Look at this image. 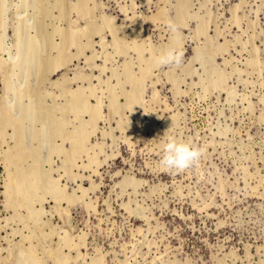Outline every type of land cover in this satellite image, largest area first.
Here are the masks:
<instances>
[{
  "label": "rangeland",
  "instance_id": "1",
  "mask_svg": "<svg viewBox=\"0 0 264 264\" xmlns=\"http://www.w3.org/2000/svg\"><path fill=\"white\" fill-rule=\"evenodd\" d=\"M77 1L0 0V59L8 67L0 68V105L19 119V126L9 123L0 132V264H22L20 251L28 245H35L41 264H53L48 253L57 247V257L68 254V264H264V0H87L85 13ZM57 2L67 4L64 15ZM91 24L99 29L78 36L82 49L68 46L67 61L38 83V62L55 56L50 44L61 41L55 30L79 32ZM169 49L183 53L179 66L160 63ZM152 56L159 62L148 66ZM126 68L139 84L135 107L125 105V93L133 89ZM25 87L40 97L29 99L20 92ZM78 88L88 104L99 103L100 114L86 128L88 151L67 164L69 140L46 135L51 118H65L66 132L91 119L88 112L78 114L80 120L63 111L67 91ZM35 108L50 118L34 119ZM37 131L38 139L32 137ZM173 136L202 151L184 171L160 163L163 143ZM17 138L29 149L38 147L41 170L72 193L71 201L46 193L42 202L31 203L34 208L8 204L12 169L3 150ZM27 206L43 213L34 221ZM64 236L70 245L61 241Z\"/></svg>",
  "mask_w": 264,
  "mask_h": 264
},
{
  "label": "bare ground",
  "instance_id": "2",
  "mask_svg": "<svg viewBox=\"0 0 264 264\" xmlns=\"http://www.w3.org/2000/svg\"><path fill=\"white\" fill-rule=\"evenodd\" d=\"M38 1V3H43V2H45V0H37ZM86 2H87V0H78L77 1V4H76V8L78 9V10H80V12L82 11V12H88L87 11V9H86ZM46 3V2H45ZM1 4V3H0ZM24 4V3H23ZM30 4V3H29ZM28 4V5H29ZM44 4V3H43ZM38 6V5H37ZM44 6H46V5H44ZM66 6H67V4L65 5V3H63V2H57L56 4H55V7L59 10V15H64V13H65V10H66ZM23 7V6H22ZM25 7V6H24ZM183 7H184V4H182V6H181V9H180V11H179V17H180V20H182L183 19ZM19 8V7H18ZM25 9V8H24ZM29 9V8H28ZM3 10V9H2ZM44 10V9H43ZM45 10H47V12H49L48 11V8L47 9H45ZM16 11V10H15ZM40 11V10H39ZM158 11V10H157ZM38 12V11H37ZM25 13V12H24ZM32 13V12H31ZM42 14V13H41ZM30 15V14H29ZM42 15H44V14H42ZM41 15V16H42ZM89 15V14H88ZM47 16V15H46ZM15 17V16H14ZM27 17V16H26ZM42 17H45V16H42ZM79 17V16H78ZM109 18V17H108ZM25 19V18H24ZM166 19V18H165ZM63 20V19H62ZM2 21H3V19H2ZM73 21H75V20H73ZM105 21V20H104ZM76 22V21H75ZM106 22V25L107 26H109V27H112V24H111V20H106L105 21ZM1 23V22H0ZM39 23H41V22H39ZM37 24V23H36ZM43 24V23H42ZM87 24V23H86ZM38 25V24H37ZM103 25V24H102ZM1 26V25H0ZM7 26V25H6ZM21 26V25H20ZM38 26H40V24L38 25ZM105 26V25H104ZM15 27V26H14ZM36 27V26H35ZM119 27V26H118ZM3 28V27H2ZM16 28V27H15ZM43 28L44 27H40V33H39V35H40V38H45V37H43L44 36V34H43ZM4 29V28H3ZM6 29V28H5ZM36 29H38V27H36ZM87 29H89V30H87ZM87 29H81L79 32H73V31H65V30H60V29H57V30H55L60 36H61V41L59 42V43H54L53 44V42L50 44V47H52L53 49H55L56 50V55L55 56H47V57H44V59L43 60H41L40 62H38L39 64L37 65L38 66V68H37V80H38V83H40L41 81H43L42 79L46 76V73H48V72H50V70H53V69H55V68H58L61 64H63V63H65L66 61H67V57H68V55L66 54V48H68V46H72V45H74V46H77L78 47V49H82V41L80 42V41H78V36L79 35H86V34H88L89 32H95V31H97L99 28L96 26V25H90L89 26V28H87ZM112 29V28H111ZM204 29V24L200 27V31L201 30H203ZM120 30V29H119ZM26 31V30H25ZM36 31H38V30H36ZM199 31V32H200ZM6 32V31H5ZM51 32V31H50ZM114 32V31H113ZM30 33V32H29ZM4 33H2V36H4L3 35ZM23 34V33H22ZM25 34V33H24ZM36 34V33H35ZM38 34V33H37ZM36 34V35H37ZM1 35V34H0ZM26 35V34H25ZM24 35V36H25ZM32 36V35H31ZM38 36V35H37ZM46 36V35H45ZM173 36V35H172ZM92 37V36H91ZM6 38V37H5ZM24 38V37H23ZM29 38H32V37H29ZM37 38V37H36ZM119 38V37H118ZM47 39V38H46ZM55 39V38H54ZM81 39V38H80ZM18 40V39H17ZM27 40V39H26ZM31 40V39H30ZM34 40V39H33ZM60 40V39H59ZM22 41V40H21ZM91 41V40H90ZM89 41V42H90ZM114 41V40H113ZM3 42V41H2ZM29 42V41H28ZM27 42V43H28ZM31 42H33L34 43V41H31ZM36 42H37V40H36ZM40 42L42 43V41L40 40ZM50 42V41H49ZM81 44H80V43ZM101 42V41H100ZM172 44L173 45H175L176 43H177V40L174 38V39H172ZM30 43V42H29ZM32 43V44H33ZM116 43V42H115ZM3 44V43H2ZM2 44H0V45H2ZM35 44V43H34ZM88 44V43H87ZM86 44V45H87ZM6 45V44H5ZM31 45V44H30ZM37 45V44H36ZM92 45V44H91ZM4 46V45H3ZM13 46V45H12ZM85 46V45H84ZM23 47V46H22ZM39 47V46H38ZM120 47V46H119ZM124 47V46H123ZM210 47V46H209ZM29 48V47H28ZM51 48V49H52ZM135 49L137 50V52L140 54L141 53V47H135ZM24 50V49H23ZM30 50H32V49H30ZM44 50V49H43ZM92 50V49H91ZM208 50V49H207ZM7 51V50H6ZM29 51V50H28ZM36 51V50H35ZM79 51V50H78ZM68 52V51H67ZM94 51H92V53H93ZM18 53H20V51L19 52H17V54ZM24 53V52H23ZM34 53V52H33ZM37 53V52H36ZM76 53V52H75ZM91 53V54H92ZM117 53V52H116ZM165 53V52H164ZM25 54H26V52H25ZM25 54H24V56H25ZM32 53H30L29 54V57H31L30 55H31ZM38 54V53H37ZM40 54H41V52H40ZM163 54V53H162ZM161 54V55H162ZM212 54V53H211ZM13 55V54H12ZM15 55V54H14ZM19 55H22V53H20ZM33 55H35V54H33ZM42 55V54H41ZM67 55V56H66ZM97 55V54H96ZM160 55V56H161ZM16 56V55H15ZM23 56V57H24ZM27 56V55H26ZM37 57H38V55H36ZM46 56V55H45ZM22 57V59H20V61H19V59H18V62H21V60H24V58ZM28 57V58H29ZM79 57V56H78ZM20 58H21V56H20ZM72 58V57H71ZM87 58V57H86ZM10 60L12 59V57L11 58H9ZM16 59V58H15ZM33 61L32 62H34V56H33ZM5 60V59H4ZM3 59H0V68H3V69H6V68H8V67H5V65L4 64H6L5 63V61H4ZM7 60V59H6ZM13 60H14V57H13V59H12V62H13ZM30 60H31V58H30ZM87 60V59H86ZM16 61V60H15ZM14 61V62H15ZM158 61V58L157 57H154V56H152V57H150L149 58V60H147L146 61V63L148 64V66L149 65H153V64H155L156 62ZM14 62H13V64H14ZM26 62V61H25ZM159 62V61H158ZM23 62H21V64H22ZM31 63V62H30ZM144 63V62H143ZM16 64V63H15ZM14 64V65H15ZM32 64L33 63H31V66L30 67H32ZM36 64V63H35ZM94 64V63H93ZM145 64V63H144ZM7 65H9V64H7ZM6 65V66H7ZM13 65V66H14ZM17 65H19L18 63L16 64V66ZM28 65V64H27ZM10 66H12V65H10ZM16 66H14V67H16ZM22 66H23V70H25L24 69V66H25V68H26V65L24 64H22ZM62 66V65H61ZM18 67V66H17ZM16 67V68H17ZM33 67H35V66H33ZM190 67V66H189ZM130 68V67H129ZM129 68H126V73H127V79H128V82L129 83H131L132 84V90L130 91V92H127V93H125V97H126V106H128V107H130V106H134V105H136V104H138V103H140V102H138V93H140V91L138 92V89H137V86H136V84H138V81H137V79H135L134 78V76H132L131 75V73H130V71H129ZM3 69H1V70H3ZM30 69V68H29ZM33 69V68H32ZM35 69V68H34ZM26 70H28V69H26ZM56 70V69H55ZM54 70V71H55ZM149 70V69H148ZM13 71V70H12ZM36 71V70H35ZM23 72V71H22ZM124 72H125V70H124ZM145 72H147V70L146 71H144V73L142 74V75H144L145 74ZM7 73V72H6ZM28 73V72H27ZM32 73V72H31ZM36 73V72H35ZM50 73H52V72H50ZM50 73H48V74H50ZM80 73V72H79ZM48 74H47V76H48ZM7 75H9L8 73H7ZM21 75V74H20ZM24 75V74H23ZM22 75V76H23ZM75 75V74H74ZM80 75V74H79ZM141 75V76H142ZM5 76V75H4ZM4 76H3V78H4ZM75 76H77V75H75ZM90 76V75H89ZM6 77V76H5ZM18 77V76H17ZM32 77V76H31ZM9 78V77H8ZM33 78V77H32ZM216 78V77H215ZM84 79V78H83ZM126 79V78H125ZM5 80V79H4ZM26 80H28V79H26ZM34 79H32V81H33ZM221 80H222V78L219 76L218 77V82H221ZM8 81V80H7ZM54 81H56V80H54ZM62 81H63V79H62ZM66 81V80H65ZM11 83V82H10ZM12 83H13V81H12ZM37 83V84H38ZM53 83V82H52ZM59 83V82H58ZM23 84V83H22ZM27 84V83H26ZM56 84V83H55ZM5 85V84H4ZM29 85V84H28ZM43 85V84H42ZM57 85V84H56ZM62 85V84H61ZM139 85V84H138ZM27 86V85H26ZM60 86V85H59ZM66 86V85H65ZM131 86V85H130ZM5 87V86H4ZM7 87H9V84L7 85ZM140 86H138V88H139ZM9 88H11V86L9 87ZM36 88V87H35ZM35 88H33V89H35ZM38 88H40V87H38ZM14 88L12 87V90H13ZM131 89V88H130ZM140 89H142V88H140ZM6 90V89H5ZM10 90V89H9ZM38 91V90H37ZM64 91H65V89H64ZM67 91V90H66ZM65 91V92H66ZM84 90H82V89H80V88H78L77 90H74V91H72V90H70L69 89V91H67V94H68V100H67V102H66V104H65V102H63L62 104H65V105H63L64 107H63V111L64 110H66V112L68 111H71V112H73L75 115H76V117L78 116V114H80V113H82V115L84 114L83 112H88L89 113V116L91 115V119H89V121H83L82 122V124L84 123V122H88L89 124H91V125H89V126H87L85 123L83 124L84 126H86L85 128H84V126L81 124H79V127H77L76 126V128L74 129V127H73V131H68V132H66V130H64V120H65V118H64V120L62 119H60V116L58 117L59 119L57 120V118L54 120V119H50V125H49V130H47L48 132H49V135H46V136H49V137H54L55 138V136H58V138L59 137H62V138H65L66 140H69V143H70V146H69V148H68V150L66 149V151H65V153H66V156H67V158H68V160L67 161H69V162H66L67 164H69L70 162H73L74 160H75V158L77 157V155H79L80 153H83V151H88V150H85V148H87V144H86V142H87V139H88V135L90 134V133H88L87 132V127H90V126H92V128L94 127L93 126V122L96 120V118L98 117V115L100 114L99 113V103L97 102V104H95V105H91V104H88L89 102L87 101V96L84 94V92H83ZM6 92H7V90H6ZM22 94H25V95H27L28 96V98L30 99V98H32L33 99V97H35L34 95H36V93H34L33 92V90H31L30 89V87L29 88H27V87H25V88H23L22 89V91H20ZM20 92H18V93H20ZM155 92V91H154ZM39 93H41V92H39ZM41 95V94H40ZM114 95V94H113ZM29 96H31V97H29ZM37 96H39V95H36V97ZM18 97V96H17ZM40 97V96H39ZM38 97V98H39ZM5 98V97H4ZM26 98V97H25ZM110 98H111V96H110ZM142 98V97H141ZM9 99V98H8ZM18 99V98H17ZM40 99V98H39ZM39 99H37V101H35V102H38L39 103ZM33 100H35V99H33ZM33 100H31V101H33ZM13 101V100H12ZM16 101V100H15ZM20 101V100H19ZM30 101V100H29ZM41 101H43V100H41ZM8 102V101H7ZM34 102V101H33ZM6 103V102H5ZM19 103V102H18ZM41 103V102H40ZM2 104H4V103H2ZM34 104V103H33ZM35 104H37V103H35ZM110 104H111V106L112 107H114V109L117 107V104H116V100H115V98H112L111 99V102H110ZM32 105V104H31ZM30 105V106H31ZM41 105H42V103H41ZM19 106L20 105H18L16 108H19ZM25 106V105H24ZM33 106V105H32ZM46 106V105H45ZM45 106H42V107H45ZM52 106V105H51ZM57 107H58V105H56ZM62 106V105H61ZM26 107V106H25ZM39 107V106H38ZM48 107H50V106H48ZM135 107V106H134ZM140 107V106H139ZM6 108V107H5ZM4 107H2L1 105H0V125H1V128H0V132H4L3 130V128L7 125V124H16V125H18L19 126V119H17V120H14L15 118L14 117H11L14 113H12V111H10L11 113H12V115H11V113L9 112V110H10V108L8 107L7 108V110L5 109ZM51 108H53V107H50L49 109H51ZM111 108V107H110ZM121 108V107H120ZM9 109V110H8ZM13 109H15V108H12V110ZM21 109V108H20ZM26 109H28L27 107H26ZM24 110L23 112H25V114L27 113V112H29V110ZM29 109H30V107H29ZM32 109H34V108H32ZM122 109V108H121ZM31 110V109H30ZM44 109H42V108H40V109H38V108H35V110H34V112H33V117H34V119H36V120H40L41 118H43L42 117V114L43 115H45V113H44V111H43ZM52 110V109H51ZM50 110V111H51ZM55 110V109H54ZM58 110V109H57ZM57 110H55V113H56V111ZM18 111H19V109H18ZM18 111H17V113H18ZM21 111V110H20ZM19 111V112H20ZM47 111V110H46ZM45 111V112H46ZM119 111V110H118ZM131 111H132V109H131ZM16 112V111H15ZM23 112H21L22 114H24ZM52 112H54V111H52ZM51 112V113H52ZM116 112V111H115ZM16 113V114H17ZM30 113H32L31 111L29 112V114ZM50 112H49V110H48V114H49ZM54 113V114H55ZM58 113H59V111H58ZM61 113L62 112H60V115H61ZM24 114V115H25ZM67 114V113H66ZM86 114V113H85ZM20 115V114H19ZM47 115V114H46ZM45 115V116H46ZM56 115V114H55ZM54 115V116H55ZM63 115H65V113L63 114L62 113V116ZM81 115V116H82ZM30 116V115H29ZM49 118H50V114L49 115H47ZM62 116H61V118H62ZM24 117V116H23ZM22 117V118H23ZM26 117V116H25ZM52 117V116H51ZM56 117V116H55ZM54 117V118H55ZM79 117V116H78ZM25 119H28V118H25ZM44 119H45V121H46V123H47V121H49V119H47V118H45L44 117ZM79 119L81 120L82 118H80L79 117ZM98 120V119H97ZM18 121V122H17ZM42 121V120H41ZM125 121V120H124ZM123 121V122H124ZM173 121V120H172ZM32 122V121H31ZM96 122V121H95ZM123 122H121V125L123 124ZM126 122H127V120H126ZM167 122V121H166ZM168 122H171V121H168ZM24 123V122H23ZM32 123H34V120H33V122ZM32 123H31V125H32ZM44 124H45V122H43ZM67 123V122H66ZM79 123H80V121H79ZM87 123V124H88ZM9 124V125H10ZM13 124V125H14ZM37 124V123H36ZM96 124V123H95ZM94 124V125H95ZM127 124V123H126ZM173 124V123H172ZM22 125V124H21ZM27 125V124H26ZM31 125H30V127H31ZM35 125V124H34ZM40 125V124H39ZM8 126V125H7ZM66 126V125H65ZM83 126V127H82ZM123 126V125H122ZM125 126V125H124ZM9 127V126H8ZM32 127H34V126H32ZM41 128H42V126H40ZM40 127H39V129H40ZM44 127V126H43ZM14 128V127H13ZM16 128H17V126H16ZM35 128V127H34ZM45 128V127H44ZM67 128V127H66ZM132 128V127H131ZM168 128V127H167ZM3 129V130H2ZM18 129H19V127H18ZM22 129V128H21ZM30 129V128H29ZM28 129V130H29ZM48 129V128H47ZM89 129V128H88ZM7 130V129H6ZM6 130H5V132H6ZM25 130V129H24ZM31 130L32 129H30V132H31ZM34 130V129H33ZM43 130V129H42ZM27 131V130H26ZM35 131V130H34ZM91 131H92V129H91ZM94 131V130H93ZM133 131V130H132ZM23 132V131H22ZM40 131H37V132H34V133H32L33 135H32V137L33 138H36L40 133H39ZM42 132V131H41ZM45 132V131H44ZM90 132V131H89ZM16 133H18L19 135H17L18 137L20 136V134L21 133H19V130H17L16 131ZM25 133V132H24ZM15 134V133H14ZM30 134V133H29ZM3 135V134H2ZM9 135V134H8ZM16 135V134H15ZM41 135V134H40ZM1 136V135H0ZM10 136V135H9ZM31 136V135H30ZM25 137V136H24ZM40 137V136H39ZM90 137V136H89ZM23 138V137H22ZM32 138V139H33ZM45 138V137H44ZM46 138H48V137H46ZM1 139V138H0ZM25 139V138H24ZM37 139H38V137H37ZM41 139V138H40ZM53 139V138H52ZM64 139V140H65ZM4 141V140H3ZM45 141V140H44ZM51 142H53L52 140H51ZM54 143V142H53ZM61 143H63V141L61 142ZM60 143V144H61ZM13 145H15L14 147H12V149L10 150H3V151H5L4 152V161H5V163H6V165H7V167L8 168H10L11 167V169H12V171H10L9 173H8V180H7V184H6V189L5 190H7V198L9 197V205L11 204V206L13 205V204H17V206L19 205V206H23V207H25L26 205H28L29 206V208L30 207H32V204L34 203L33 201L34 200H36L35 202H37L38 200H40L41 199V202H42V200H44V197L42 198V195L44 196V195H46V193H48V194H50V195H52L57 201L58 200H62V199H65V200H69V201H71L72 199H73V195H72V193L71 194H68V193H66L65 191H64V189L65 188H60L59 187V183L57 182L58 181V179L56 180V179H54L53 180V178L51 177V172L49 173V170H45V173L42 171V170H44L43 168H42V170H41V167H40V164H41V158L39 157V154H37L36 155V152H38V149H36V148H38V147H30V149L28 148V147H25V145H24V143L21 141V138H17V141H16V143L15 144H13ZM52 147H53V145H52V143L50 144ZM59 145V144H58ZM63 145V144H62ZM8 146V145H7ZM56 147H57V150H60V146H57V145H55ZM94 146V145H93ZM92 146V147H93ZM50 147V146H49ZM58 147H59V149H58ZM62 147V146H61ZM94 148V147H93ZM99 148V147H98ZM40 149V148H39ZM53 149H54V147H53ZM56 149V148H55ZM54 149V150H55ZM62 149V148H61ZM92 150V149H91ZM53 152V151H52ZM57 152V151H56ZM58 152H63V151H58ZM102 152V151H101ZM89 156H91V155H89ZM28 157H31L30 159H31V163L29 164V165H27V166H25L24 164H25V162H27V161H25L26 159L25 158H27L28 159ZM93 157V156H92ZM90 158V161L91 162H94L93 160H96V159H94V158ZM48 158V157H47ZM78 158V157H77ZM88 158V157H87ZM52 159V158H51ZM50 160V159H49ZM49 160H48V162H49ZM66 160V159H65ZM52 161V160H51ZM64 161V160H63ZM87 161H89V159L87 160ZM47 162V163H48ZM64 163H65V161H64ZM88 163H90V162H88ZM87 163V164H88ZM98 163V162H97ZM101 164V163H100ZM78 166H80V165H78ZM84 166V165H83ZM50 167V166H49ZM48 167V168H49ZM82 167V166H81ZM100 167V166H99ZM51 168V167H50ZM49 168V169H50ZM52 169V168H51ZM50 169V170H51ZM94 170V169H93ZM46 173H49V174H47V175H50V176H47V180H46ZM51 177V178H50ZM43 179H45V183L44 184H46L47 183V186L45 187V185L43 184V185H41V183H42V181H44ZM126 180V179H125ZM47 181V182H46ZM136 182V181H135ZM74 192V191H73ZM74 194V193H73ZM47 196V195H46ZM75 196V195H74ZM74 198H76V197H74ZM77 200V199H76ZM8 202V201H7ZM33 202V203H32ZM39 202V201H38ZM32 203V204H31ZM15 205L13 206V207H15ZM28 206H27V209H29L28 208ZM41 207V206H40ZM26 208V207H25ZM32 208H34V205H33V207ZM31 208V209H32ZM60 208H61V206H60ZM67 208V207H66ZM29 209L30 210V215L31 216H33L34 217V221H35V219L37 218L36 216L40 213H43L42 211H40L39 212V210L37 209V210H35V209ZM41 209H42V207H41ZM29 210H27V211H29ZM64 210V209H63ZM44 211V210H43ZM65 213V212H64ZM29 215V214H28ZM67 215V214H66ZM39 216V215H38ZM62 217V216H61ZM42 219V218H41ZM62 219V218H61ZM29 221H30V219H28ZM33 220V219H32ZM38 220V219H37ZM47 222V221H46ZM46 222L44 221V223L46 224ZM34 223V222H33ZM32 223V224H33ZM44 223H43V225H44ZM31 224V223H30ZM36 224V223H35ZM42 227V226H41ZM45 228V227H44ZM41 229V228H40ZM51 229V228H50ZM42 230V229H41ZM43 230H45V229H43ZM30 235V234H29ZM83 235H85V234H83ZM44 237V236H43ZM40 238V237H39ZM72 238V237H71ZM30 239V238H29ZM46 238L44 237V240H45ZM81 239V238H80ZM84 239V238H83ZM83 239L81 240V241H83ZM63 240V242L65 243V245L67 246V244H69L70 243V241H71V239H70V241H69V239H67L65 236L63 237V238H61V241ZM73 240H75V239H73ZM78 241V240H77ZM74 242V241H73ZM75 243V242H74ZM79 243V242H78ZM33 244V243H32ZM37 244V243H36ZM31 245V244H30ZM70 245V244H69ZM69 245H68V247H69ZM76 245V244H75ZM33 247L35 246V245H32ZM32 246H29L28 245V249H21V251L20 252H23L22 254H25V257H26V260H24V262H22V264H24L25 262L27 263V264H41V260H39V259H37L34 255L36 254H33V250L35 249H31L32 248ZM77 246V245H76ZM64 248V247H63ZM70 248V247H69ZM79 248V247H78ZM56 250H53L54 252H51L50 254L48 253V255H50L51 257H53L52 259L54 260H52L53 261V264H54V262H55V264H68L67 262H68V260H69V256H68V254L67 255H63V254H59V255H62L61 257L59 256V258L57 257V254L58 253H56V252H58L59 250H57L58 249V247L57 248H55ZM69 250V249H68ZM36 251V250H35ZM56 251V252H55ZM78 252H80V251H78ZM9 254V253H8ZM21 254V253H20ZM82 254V253H81ZM80 254V255H81ZM24 256V255H23ZM37 256V255H36ZM19 257V256H18ZM21 257V256H20ZM38 257V256H37ZM78 257H82V256H78ZM78 257H75L76 259L78 258ZM24 259V258H23ZM100 259V258H99ZM93 260V259H92ZM21 261H23L22 259H21ZM96 261V260H95ZM95 261H94V263H95ZM100 261V260H99ZM99 261H98V263H99ZM77 262V261H76ZM20 263V262H19ZM90 263V262H89ZM74 264H76V263H74Z\"/></svg>",
  "mask_w": 264,
  "mask_h": 264
},
{
  "label": "clouds",
  "instance_id": "3",
  "mask_svg": "<svg viewBox=\"0 0 264 264\" xmlns=\"http://www.w3.org/2000/svg\"><path fill=\"white\" fill-rule=\"evenodd\" d=\"M183 59V53L169 49L160 56V63L164 65L179 66ZM161 166L169 171H184L192 167L202 155V151L192 144L176 137H167L163 143Z\"/></svg>",
  "mask_w": 264,
  "mask_h": 264
}]
</instances>
